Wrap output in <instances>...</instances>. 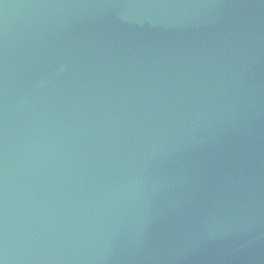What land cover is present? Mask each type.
I'll return each instance as SVG.
<instances>
[{
	"label": "water",
	"instance_id": "water-1",
	"mask_svg": "<svg viewBox=\"0 0 264 264\" xmlns=\"http://www.w3.org/2000/svg\"><path fill=\"white\" fill-rule=\"evenodd\" d=\"M0 264H264V0H0Z\"/></svg>",
	"mask_w": 264,
	"mask_h": 264
}]
</instances>
